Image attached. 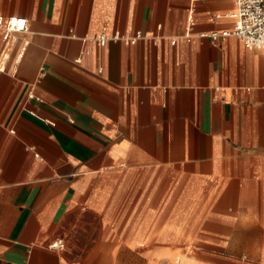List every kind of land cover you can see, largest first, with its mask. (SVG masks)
Wrapping results in <instances>:
<instances>
[{
	"label": "crops",
	"instance_id": "0c3cea01",
	"mask_svg": "<svg viewBox=\"0 0 264 264\" xmlns=\"http://www.w3.org/2000/svg\"><path fill=\"white\" fill-rule=\"evenodd\" d=\"M236 9L0 0L28 19L0 30V264H264V47L223 34Z\"/></svg>",
	"mask_w": 264,
	"mask_h": 264
},
{
	"label": "built area",
	"instance_id": "2783aa9c",
	"mask_svg": "<svg viewBox=\"0 0 264 264\" xmlns=\"http://www.w3.org/2000/svg\"><path fill=\"white\" fill-rule=\"evenodd\" d=\"M237 9L234 13L235 28L231 32L223 34H234L241 38L247 47H264V0H236ZM23 21V24H21ZM28 19L24 17L11 16L4 17L0 15V30L4 32L5 41L11 40L13 32L25 31L27 29ZM108 36L101 35L100 40L105 43ZM129 42H134L135 38H128ZM5 56V54H4ZM78 62L81 58L77 59ZM33 96V94H31ZM54 243L52 245H57Z\"/></svg>",
	"mask_w": 264,
	"mask_h": 264
},
{
	"label": "snow or ice",
	"instance_id": "6c2138e0",
	"mask_svg": "<svg viewBox=\"0 0 264 264\" xmlns=\"http://www.w3.org/2000/svg\"><path fill=\"white\" fill-rule=\"evenodd\" d=\"M21 24H23V21H21Z\"/></svg>",
	"mask_w": 264,
	"mask_h": 264
}]
</instances>
